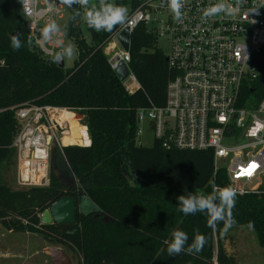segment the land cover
<instances>
[{
  "label": "trees",
  "instance_id": "16d2710c",
  "mask_svg": "<svg viewBox=\"0 0 264 264\" xmlns=\"http://www.w3.org/2000/svg\"><path fill=\"white\" fill-rule=\"evenodd\" d=\"M68 24L78 58L65 70L34 39L27 45L32 35L20 0H0V168L10 169L16 160L13 142L21 124L13 106L29 102L83 113L91 135L84 146L63 148L77 186L63 185L51 169L48 186L14 189L0 171V223L64 245L79 255V264H242L229 250L222 222L210 227L205 213L178 211L179 195L227 186L225 169L214 170L213 152L164 148L157 139L152 147L138 143V109L164 105L173 75L155 34L143 25L133 32L130 67L140 87L129 92L100 46L106 33L91 31L88 41L77 19ZM16 34L24 44L19 51L11 48ZM259 63L258 78L242 85L239 105L246 108L264 100V55ZM83 191L100 216L78 212L74 225L41 223L53 202L64 196L79 200ZM233 216L232 228L251 225L264 248V191L237 194ZM174 230L186 232L189 242L198 230L207 241L203 251L170 257L164 241Z\"/></svg>",
  "mask_w": 264,
  "mask_h": 264
},
{
  "label": "built area",
  "instance_id": "2783aa9c",
  "mask_svg": "<svg viewBox=\"0 0 264 264\" xmlns=\"http://www.w3.org/2000/svg\"><path fill=\"white\" fill-rule=\"evenodd\" d=\"M111 2L128 9L123 26L97 32L82 18H77V26L85 39L83 28L89 35L91 31L106 33L100 46L113 70L122 64L129 67L130 73L123 80L129 92L135 89L132 83L140 87L130 67L133 32L143 25L155 34L157 43L162 37L169 41L165 54L173 75L167 84L166 103L138 109V137L142 134L141 123L147 122L164 148L211 150L215 172L225 169L227 186L235 188L237 194L264 191V100L254 108L239 105L242 85L257 79L261 72L264 0H246L235 14L220 13L206 22L201 19L202 9L217 0H182L179 20L168 0ZM21 8L34 41L47 21L54 19L59 24L65 15L60 0H23ZM251 8L259 9V14L251 13ZM72 11L69 9V17ZM68 23L69 19L65 24L67 35L74 39ZM123 32L130 34L129 49L121 40ZM58 38L64 42L62 31ZM37 45L49 57L59 50L54 42ZM12 109L21 124L13 142L16 184L19 188L48 186L52 148L62 147L61 139L69 126L59 118V112L68 108L25 102Z\"/></svg>",
  "mask_w": 264,
  "mask_h": 264
},
{
  "label": "clouds",
  "instance_id": "9594fccd",
  "mask_svg": "<svg viewBox=\"0 0 264 264\" xmlns=\"http://www.w3.org/2000/svg\"><path fill=\"white\" fill-rule=\"evenodd\" d=\"M60 2L73 9L70 20L75 21L77 18H82L88 27L97 32H111L116 26H123L128 17V9L124 5L116 4L111 0H98L93 3L92 0H60ZM23 3V0H20ZM246 0H235V3H226L225 0H217L215 4L202 9L201 19L207 21L220 13L233 15L240 11ZM168 5L174 17L182 19V0H168ZM74 6H79L75 8ZM259 9L251 8L249 11L253 14H259ZM32 15L31 12L28 13ZM61 26L54 20L47 21L40 29V36L35 40L36 44L41 46L54 42L59 50L52 55V62H58L63 58H72L75 55L74 45L72 43L65 44L58 38L61 33ZM54 37H57L54 40ZM11 48L13 51H19L24 44L22 43L19 34L11 35ZM33 38L29 37L27 45L33 46ZM237 191L231 186L218 187L212 185L210 193L203 192H188L177 197L179 208L185 216L194 215L198 212L207 215V223L210 227H215L222 222L224 231L227 232L235 224L236 220L233 216V209L236 206ZM206 237L201 235L197 230L194 238L189 242V236L182 230H174L171 233V239L165 240L167 253L170 257H175L180 254L197 255L203 251L206 244Z\"/></svg>",
  "mask_w": 264,
  "mask_h": 264
},
{
  "label": "rangeland",
  "instance_id": "374dc122",
  "mask_svg": "<svg viewBox=\"0 0 264 264\" xmlns=\"http://www.w3.org/2000/svg\"><path fill=\"white\" fill-rule=\"evenodd\" d=\"M63 6L65 8V15L64 18L60 20L59 24H61V29L64 34V43H72L75 49V55L72 58H63L64 68L65 70H69L74 67L75 61L78 58V44L76 40L67 35L65 24L69 19V8L65 5ZM83 35L89 39L90 35L87 28H83ZM157 44L165 53L169 51V41L167 39L162 37L158 40ZM76 114L79 116V123L87 127L84 134V144H86L88 137H90L91 140V135L87 126V118L83 113L77 112ZM140 128H142V134L137 138L139 145L143 147H152L155 143V136L149 123H141ZM69 129L70 124L64 132ZM225 142L227 144L233 143L232 141ZM60 152L61 150L57 146L52 148L51 169L55 171V174L59 177L63 185L68 186L72 184L75 186L72 177L66 174V165L60 159ZM0 171L12 188L19 189L15 183L17 174L15 164L11 166L10 169L1 167ZM83 203V209L87 214L94 210V205L90 200L84 199ZM225 233L228 234L230 238L228 245L229 250L236 256L238 261L242 264H264V248L260 246L256 231L251 225L231 228ZM47 246H49L46 248L47 253L53 247L64 249L73 258L74 264H77V260L80 258L79 255L71 249L55 242H48L38 233L12 232L0 223V253L5 251L10 252L8 256L0 254V264H52L49 257L43 252V248Z\"/></svg>",
  "mask_w": 264,
  "mask_h": 264
},
{
  "label": "water",
  "instance_id": "95a60500",
  "mask_svg": "<svg viewBox=\"0 0 264 264\" xmlns=\"http://www.w3.org/2000/svg\"><path fill=\"white\" fill-rule=\"evenodd\" d=\"M129 37H130V34L128 32H123V34L121 35V40H122L124 46L126 47V49L130 48ZM57 63L60 67H62V68L64 67V59L59 60ZM116 73L120 77L121 80H124L129 75L130 69L126 64H122L116 70ZM91 143H92V141H91ZM65 146H68V145H62V147L59 148L61 150L60 159L66 165V168H65L66 174H69L72 177L73 183H75V186H77L78 180L75 177L74 173L71 171L68 160L63 153V148ZM82 146H84V145H82ZM82 194H83V197L79 198V200L73 196H64V197L60 198L59 200L53 202L41 214V223L42 224L57 223V224H65V225L75 224L77 222V213L79 212L78 208L80 206L81 211H84L83 200L87 199L86 192L83 191ZM94 206H95V208L92 212H94V211L97 212L99 209L97 208V206L95 204H94ZM83 214L86 215L87 213L85 212ZM98 216H100L99 212L94 214V218H97ZM49 254H50L51 262L53 264H72V261H71L69 254L60 247H54V248L50 249Z\"/></svg>",
  "mask_w": 264,
  "mask_h": 264
},
{
  "label": "bare ground",
  "instance_id": "6f19581e",
  "mask_svg": "<svg viewBox=\"0 0 264 264\" xmlns=\"http://www.w3.org/2000/svg\"><path fill=\"white\" fill-rule=\"evenodd\" d=\"M59 118L63 122H68L70 124V129L65 132L62 136L61 142L63 145H85L84 144V134L87 127L79 123V116L71 110L62 109L59 112Z\"/></svg>",
  "mask_w": 264,
  "mask_h": 264
},
{
  "label": "crops",
  "instance_id": "0c3cea01",
  "mask_svg": "<svg viewBox=\"0 0 264 264\" xmlns=\"http://www.w3.org/2000/svg\"><path fill=\"white\" fill-rule=\"evenodd\" d=\"M132 86H135V89L134 90H136V89H138L139 88V85L138 86H136L135 85V83H132ZM76 112V111H75ZM74 112V113H75ZM77 113V112H76ZM89 139H90V137H88V141H87V143L89 142ZM86 143V144H87ZM15 159H16V157H15ZM15 165H16V160H15ZM15 183H16V180H15ZM17 185V184H16ZM15 189V188H14ZM19 189H24V188H19ZM81 197H83V194H81V196H80V198ZM92 202V201H91ZM94 205V204H93ZM94 208H95V206H94ZM79 210V212H81V213H85L84 211H81V207L79 206V208H78ZM10 231V230H9ZM49 246H47V247H45V248H43V252L49 257V259H50V261H51V258H50V254H49V252H50V250L48 251V253L46 252V248H48ZM54 248V247H53ZM52 249V248H51ZM64 250V249H63ZM0 254H2V255H6V256H8V255H10V252H8V251H5V252H2V253H0ZM12 255H15V254H12ZM70 256V255H69ZM70 258H71V261H72V264H74V260H73V258L70 256ZM78 262H77V264H79V260H77ZM52 263V262H51ZM53 264V263H52Z\"/></svg>",
  "mask_w": 264,
  "mask_h": 264
},
{
  "label": "flooded vegetation",
  "instance_id": "af4514ba",
  "mask_svg": "<svg viewBox=\"0 0 264 264\" xmlns=\"http://www.w3.org/2000/svg\"><path fill=\"white\" fill-rule=\"evenodd\" d=\"M72 185V184H71ZM65 225V224H64ZM72 225V224H71ZM74 225V224H73ZM66 226H68V225H66Z\"/></svg>",
  "mask_w": 264,
  "mask_h": 264
}]
</instances>
